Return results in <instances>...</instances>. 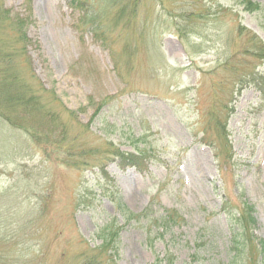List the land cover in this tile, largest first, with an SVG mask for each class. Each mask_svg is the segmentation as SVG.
Segmentation results:
<instances>
[{
    "label": "rangeland",
    "instance_id": "obj_1",
    "mask_svg": "<svg viewBox=\"0 0 264 264\" xmlns=\"http://www.w3.org/2000/svg\"><path fill=\"white\" fill-rule=\"evenodd\" d=\"M254 1L262 9L0 0V56L9 17L22 18L31 64L18 54L13 70L22 78L28 66L57 97L44 94L39 110L0 100V264H79L87 247L102 250L100 264H224L218 209L239 192L264 238V96L248 75H264V57L247 46L251 32L264 42V0ZM200 3L211 14L187 20ZM129 153L147 168L122 163Z\"/></svg>",
    "mask_w": 264,
    "mask_h": 264
},
{
    "label": "trees",
    "instance_id": "obj_2",
    "mask_svg": "<svg viewBox=\"0 0 264 264\" xmlns=\"http://www.w3.org/2000/svg\"><path fill=\"white\" fill-rule=\"evenodd\" d=\"M241 1L244 4V9L250 12L260 10L263 7V4L261 5L258 1ZM122 10L120 9L121 14ZM211 12L209 6L201 3L183 9L187 20L192 21L208 17ZM116 16L119 17V15ZM6 26L8 34L6 40L9 42V50L0 56V64H6V68L10 70L4 71L0 69V100L11 105H22L23 108L32 107L39 110L41 109V105L37 103H40V99L42 100L44 94H51L54 100L57 99L56 94L50 93L49 89L39 83L38 78H28V66L24 71L23 79L13 70L18 54L19 57L21 55L26 56L24 62L26 65L31 64V62L29 64L30 58L29 54H27V47L31 43V39L26 34L22 18L17 16L14 18L9 17ZM188 28H192V26ZM186 29V26L178 27V33L182 34ZM247 46L251 54L257 55L259 58L264 57V42L255 33H250ZM24 50H27V52H24ZM30 75L33 77L34 73L30 72ZM248 75L250 76L249 81L264 96V75L257 72H250ZM244 77H247L246 73H244ZM7 118L9 119V117ZM138 155L140 154L129 153L124 156L122 163L134 165L141 171L145 170L147 168L145 158L139 161ZM218 211L222 212L225 217L229 235V255L224 264H264V238L255 231L257 219L254 213V205L243 197V192H239L234 199L225 196ZM87 248V259L85 258L79 264H100L102 260L98 261V258L99 256L103 257L102 250L98 252L94 250L93 252L91 248ZM109 261L104 260L102 264H109Z\"/></svg>",
    "mask_w": 264,
    "mask_h": 264
}]
</instances>
